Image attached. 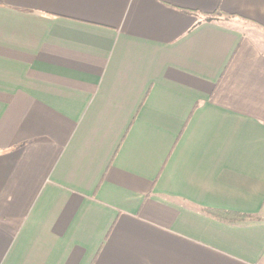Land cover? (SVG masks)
Returning <instances> with one entry per match:
<instances>
[{
  "label": "crops",
  "instance_id": "0c3cea01",
  "mask_svg": "<svg viewBox=\"0 0 264 264\" xmlns=\"http://www.w3.org/2000/svg\"><path fill=\"white\" fill-rule=\"evenodd\" d=\"M0 264H264V0H0Z\"/></svg>",
  "mask_w": 264,
  "mask_h": 264
},
{
  "label": "trees",
  "instance_id": "16d2710c",
  "mask_svg": "<svg viewBox=\"0 0 264 264\" xmlns=\"http://www.w3.org/2000/svg\"><path fill=\"white\" fill-rule=\"evenodd\" d=\"M216 16H222L224 18H227V15H223L220 11H216L215 13H212L210 15H205V21L206 22H212L215 20ZM208 214L217 217L221 220L228 221V222H242V221H251L257 219L256 217H247V216H241L234 213H228V212H219V211H207Z\"/></svg>",
  "mask_w": 264,
  "mask_h": 264
}]
</instances>
